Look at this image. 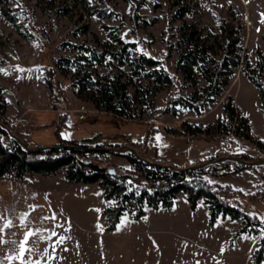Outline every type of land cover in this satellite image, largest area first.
I'll list each match as a JSON object with an SVG mask.
<instances>
[{"label": "rangeland", "instance_id": "obj_1", "mask_svg": "<svg viewBox=\"0 0 264 264\" xmlns=\"http://www.w3.org/2000/svg\"><path fill=\"white\" fill-rule=\"evenodd\" d=\"M2 5L19 14L23 32L0 14L3 96L21 103L33 94L52 108V73L58 70L68 84L67 109L56 121L28 127L27 111L7 114L9 121L26 119L25 131L17 130V135L30 146L95 136L105 146L129 144L140 155L175 166L244 155L253 163L227 161L204 176L222 184L243 209L264 218V105L260 88L243 71L246 58L251 67L264 58V0H8ZM191 32L193 39L212 44L210 54L218 60L240 52V65L218 71L215 63L206 61L185 74L177 61ZM113 33L135 43L132 53L144 51L161 59L173 81L157 84L133 75L128 64L111 54L104 64L96 63L86 46L99 51L108 40L111 49L119 48ZM234 38L237 44L230 45ZM60 57L71 58L73 64L58 65ZM78 70L91 72L94 79L123 74L131 97L137 95L130 102L132 112L141 117L116 116L96 108L89 94L84 96L86 91L77 95L72 79ZM140 81L149 92L136 90ZM229 99L238 114L232 124L225 111ZM197 106L200 112L194 110ZM43 114L52 119L53 113ZM240 116L247 123L242 124ZM190 126H197V132ZM89 157L132 171L127 157L111 151H95ZM56 177L59 184L51 196L56 235L47 252L31 264H254L261 234L240 231V218L220 215L212 221L203 196L193 206L188 194L179 192L170 207L146 206L139 218L127 211L114 229H107L103 208L113 200L105 199L101 185L62 182L64 171Z\"/></svg>", "mask_w": 264, "mask_h": 264}, {"label": "trees", "instance_id": "obj_2", "mask_svg": "<svg viewBox=\"0 0 264 264\" xmlns=\"http://www.w3.org/2000/svg\"><path fill=\"white\" fill-rule=\"evenodd\" d=\"M5 1L8 0H0V2ZM0 14L6 16L22 32L18 22V13L11 12L10 7L2 5ZM113 35L116 34L113 33ZM189 36L187 40H184L185 48L181 51L177 61L178 67L182 68L185 74L190 75L195 65L201 66V63L206 61L215 63L218 71H223L225 66L238 67L240 65V52L233 56L225 55L218 60L210 54L212 44L193 39L192 32L189 33ZM116 38L121 45L119 48L111 49L107 44L108 40L104 43L103 49L99 51L86 46L96 63L104 64L106 55L111 54L121 64H128L133 75L152 79L157 84H169L173 81L172 73L161 59L144 51L132 53L133 47H135L134 42L124 40L117 35ZM229 44L236 45L237 40L234 38L230 40ZM62 63L69 66L73 64V60L69 57H60L57 64L61 66ZM226 71L228 74L232 73V69ZM243 71L260 88V97L262 105H264V58L253 67H251L249 59L246 58ZM203 75L213 81L207 71L204 70ZM46 82L52 89L51 80L47 79ZM215 82H212V86L215 85ZM72 83L77 88V95L86 91L84 96L89 94V99L93 101L96 108L106 110L116 116L141 117L140 113L132 112L130 102L137 95L131 97L129 80L125 79L123 74H104L94 79L91 72L78 70L73 73ZM135 86L136 90L142 89L143 93L150 91L142 81ZM6 108V99L3 96V88L0 86V178L14 176L22 180L27 179L30 174L49 175L64 171V177L69 182H98L102 187L105 199L113 200L111 205L103 208L107 229H114L127 211L132 212L135 218H139L145 213L146 206L170 207L179 192H186L193 206L196 205L198 198L203 196L204 201L208 204L212 221L220 215L232 219L240 218L243 222L240 231H253L261 234L258 246L254 251V264H260L264 260V218L243 209L237 201L229 196L222 184L213 182L204 176V172L211 167L218 168L219 164L227 161L241 166L249 165L247 162L223 159L197 168L179 170L167 165L149 163L147 159L155 160L149 156L137 155L129 150L113 152L127 157L132 169L130 171L127 167L102 165L89 157L92 152L107 151L98 148L105 145L96 140L95 136H88L80 140L63 138L58 142L62 146L31 151L21 144L10 131ZM194 110L201 111L198 106ZM225 111L232 124L238 114L231 99L225 105ZM240 117L242 124L247 123L246 117ZM190 127L194 133L197 132V126ZM246 127L248 128V125ZM57 130L58 128H56V133H58ZM228 132L237 133V130L227 129ZM246 133L248 134V131ZM68 144H78L92 149L87 150ZM239 157L246 161L249 160L244 155Z\"/></svg>", "mask_w": 264, "mask_h": 264}, {"label": "crops", "instance_id": "obj_3", "mask_svg": "<svg viewBox=\"0 0 264 264\" xmlns=\"http://www.w3.org/2000/svg\"><path fill=\"white\" fill-rule=\"evenodd\" d=\"M48 87L50 88L49 85ZM5 99L8 115L27 111L28 127L56 121L60 115L59 110L49 108L47 102L33 94L23 98L21 103H14L8 96H5ZM44 112L53 113L52 119H47ZM53 141L55 138L48 142ZM56 175L57 173H35L28 175L32 177L31 180H21L14 176L0 178V225H6L0 227V264H31L50 248L54 236H51L50 240L45 237L53 231L56 232L58 225L51 199L52 195H56L55 188L59 184ZM63 181L67 179L62 178ZM28 232H38L40 235L31 236L25 242ZM22 245L25 249L23 252ZM27 249L32 251L28 252Z\"/></svg>", "mask_w": 264, "mask_h": 264}, {"label": "water", "instance_id": "obj_4", "mask_svg": "<svg viewBox=\"0 0 264 264\" xmlns=\"http://www.w3.org/2000/svg\"><path fill=\"white\" fill-rule=\"evenodd\" d=\"M14 134V133H13ZM14 136L16 137V139L21 143L23 144L28 150H31V151H37V150H43V149H46V148H50V147H58V146H62L61 144H53V145H43V146H40V145H37V146H30L23 138H21L19 135L17 134H14ZM68 145H71L73 147H78V148H85L87 150H90L92 149L91 147H84V146H80L78 144H68ZM100 149H103V150H107V151H112V152H123V151H131L137 155H140L137 151V149L132 146V145H129V144H121L119 146H103V147H98ZM144 158V157H143ZM223 159H236V160H241L243 162H247V163H253L252 161H246L242 158H240L239 156L237 155H221V156H218L217 158H214V159H211V160H206V161H202V162H199V163H195V164H191V165H188V166H175L174 164H163V163H160V162H157V161H152V160H148L147 161L149 163H152V164H158V165H167V166H170L171 168H175V169H179V170H187V169H191V168H197V167H200V166H203V165H206L208 163H211L213 161H220V160H223Z\"/></svg>", "mask_w": 264, "mask_h": 264}, {"label": "built area", "instance_id": "obj_5", "mask_svg": "<svg viewBox=\"0 0 264 264\" xmlns=\"http://www.w3.org/2000/svg\"><path fill=\"white\" fill-rule=\"evenodd\" d=\"M51 79L54 81L56 91L51 97L50 104L52 108H55L59 111H65L67 109V81L58 70H55ZM26 119L22 116L15 118L14 120L9 121V129L12 133L17 134V130L25 131Z\"/></svg>", "mask_w": 264, "mask_h": 264}, {"label": "snow or ice", "instance_id": "obj_6", "mask_svg": "<svg viewBox=\"0 0 264 264\" xmlns=\"http://www.w3.org/2000/svg\"><path fill=\"white\" fill-rule=\"evenodd\" d=\"M0 71H3V70H0ZM20 71H24L23 69H20ZM4 226H6V225H0V227H4ZM102 230V229H101ZM39 236L40 234L38 233V232H28L26 235H25V242H27L28 241V239H29V237H31V236ZM54 235H56V233L53 231L52 233H50L49 234V236L48 237H45L46 239H51V236H54ZM63 237H60V240H59V242H63ZM23 251H25V249L23 248V245L21 246V252H23ZM27 251L28 252H31L32 251V249H27ZM17 259H19L20 257H16Z\"/></svg>", "mask_w": 264, "mask_h": 264}]
</instances>
